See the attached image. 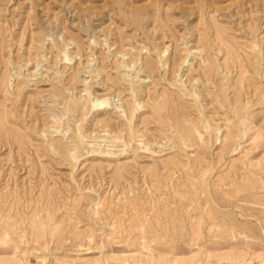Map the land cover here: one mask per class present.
I'll use <instances>...</instances> for the list:
<instances>
[{"label":"rangeland","instance_id":"obj_1","mask_svg":"<svg viewBox=\"0 0 264 264\" xmlns=\"http://www.w3.org/2000/svg\"><path fill=\"white\" fill-rule=\"evenodd\" d=\"M0 264H264V0H0Z\"/></svg>","mask_w":264,"mask_h":264},{"label":"bare ground","instance_id":"obj_2","mask_svg":"<svg viewBox=\"0 0 264 264\" xmlns=\"http://www.w3.org/2000/svg\"><path fill=\"white\" fill-rule=\"evenodd\" d=\"M131 1V0H130ZM172 7V6H171ZM174 8V7H173Z\"/></svg>","mask_w":264,"mask_h":264}]
</instances>
